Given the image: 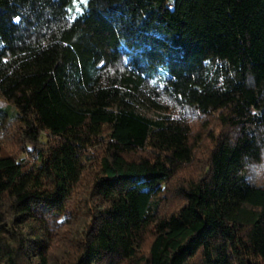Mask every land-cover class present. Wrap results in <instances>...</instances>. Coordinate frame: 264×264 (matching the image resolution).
I'll return each mask as SVG.
<instances>
[{
	"label": "trees",
	"instance_id": "1",
	"mask_svg": "<svg viewBox=\"0 0 264 264\" xmlns=\"http://www.w3.org/2000/svg\"><path fill=\"white\" fill-rule=\"evenodd\" d=\"M0 98V264H264V0H0Z\"/></svg>",
	"mask_w": 264,
	"mask_h": 264
},
{
	"label": "rangeland",
	"instance_id": "2",
	"mask_svg": "<svg viewBox=\"0 0 264 264\" xmlns=\"http://www.w3.org/2000/svg\"><path fill=\"white\" fill-rule=\"evenodd\" d=\"M0 108H8L10 111H12V108L8 106V103L0 98ZM200 123L203 122V120L199 121ZM212 121H208L205 124L202 123L201 125H199L197 128H194V135L193 138L194 140L197 142L198 147L203 146L204 144L206 145V138L209 135H214L216 136L217 133L219 132V129L212 127ZM206 141V142H205ZM3 152L15 155V157L17 159H21V158H25L27 159V155L25 154H21L18 150V145L17 143H13V142H9L6 141L3 143ZM88 166V170L92 173L93 167L90 165ZM189 173H193L190 171H188ZM262 175H264V172H261V174H259V177H261ZM76 202V197H72L68 200V203L66 206L62 207L61 209L57 210V212L61 213L60 218L58 219V223L57 226L54 227V230L52 231L51 228L46 227V230L48 232H50V230L52 231V233H57L59 235H63L66 232H69L73 227H74V220L72 218V214H70L72 206H74ZM63 212V213H62ZM76 222V221H75ZM51 233V237H54V235Z\"/></svg>",
	"mask_w": 264,
	"mask_h": 264
},
{
	"label": "snow or ice",
	"instance_id": "3",
	"mask_svg": "<svg viewBox=\"0 0 264 264\" xmlns=\"http://www.w3.org/2000/svg\"><path fill=\"white\" fill-rule=\"evenodd\" d=\"M77 11H79V9H77ZM73 18H75V17H73Z\"/></svg>",
	"mask_w": 264,
	"mask_h": 264
}]
</instances>
